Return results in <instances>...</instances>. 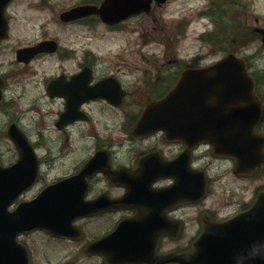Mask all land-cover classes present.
<instances>
[{
	"label": "flooded vegetation",
	"instance_id": "obj_1",
	"mask_svg": "<svg viewBox=\"0 0 264 264\" xmlns=\"http://www.w3.org/2000/svg\"><path fill=\"white\" fill-rule=\"evenodd\" d=\"M56 1L19 8L20 0H12L8 34L0 40V113L7 115L3 134L10 148L0 152V165L19 158L8 135L13 124L24 131L38 167L10 212L70 180L46 196L70 223L68 236L40 228L17 236L30 264H207V253L215 254V264H261L264 165L237 173L233 158L215 154L207 142L180 137L185 130L174 121L154 128L140 122L184 70L206 62L201 54L176 55L171 35L163 55L144 52V33L165 28L144 18L157 21L170 0H150L140 12L113 22L100 13L63 16L103 0ZM68 28L71 40H65ZM41 42L47 46L29 50ZM27 80H39L41 88L19 112ZM17 87L21 91L10 97L9 89ZM254 92L262 104L256 131L264 135V88ZM60 243L69 246L68 254L52 261L47 249Z\"/></svg>",
	"mask_w": 264,
	"mask_h": 264
},
{
	"label": "water",
	"instance_id": "obj_2",
	"mask_svg": "<svg viewBox=\"0 0 264 264\" xmlns=\"http://www.w3.org/2000/svg\"><path fill=\"white\" fill-rule=\"evenodd\" d=\"M9 1L0 0V38L6 32L4 10ZM128 2L105 0L100 9L94 6L82 9L114 11L123 15L134 10ZM259 30L264 39V30ZM46 44L43 42L38 47H46ZM1 84L0 79V101ZM172 103L176 106L175 119L185 122L190 137L210 142L217 154L236 158L240 171L251 170L264 160V138L254 131L261 114L260 104L253 95V80L246 64L235 54L229 53L212 64L186 70L171 93L147 110L146 118L167 121L173 112L172 107L168 109ZM9 135L20 156L12 166H0V264H28L25 249L16 240L17 234L23 230L46 228L66 235L68 222L60 218L62 211L55 201L46 199L62 185L48 188L37 199L21 204L15 212L8 211L9 204L34 182L37 175V161L25 135L16 126L10 127ZM17 216L22 218L17 219ZM214 256V253L210 255L212 259ZM207 264H214V261L209 260Z\"/></svg>",
	"mask_w": 264,
	"mask_h": 264
},
{
	"label": "rangeland",
	"instance_id": "obj_3",
	"mask_svg": "<svg viewBox=\"0 0 264 264\" xmlns=\"http://www.w3.org/2000/svg\"><path fill=\"white\" fill-rule=\"evenodd\" d=\"M56 5L59 3L54 0ZM36 0H20L18 3L19 8H27L35 5ZM219 0H170L167 7L163 11H158L157 21H148V18H144L146 21L145 24H161L165 28L158 27V29L151 27V31L144 33L142 42L144 52H151L155 54L163 55L166 52V46L168 42H171L169 35L173 38L172 48L174 52L182 56L190 55L192 56L196 52L207 53L210 48L213 47V44L206 43L199 39L200 33L213 31L214 23L212 17L206 14H199V11H211L212 8L217 6ZM30 3H32L30 5ZM225 3V2H224ZM28 8V11H31ZM221 11H225L221 19L226 21H232V18L239 20L241 23L246 22L249 25H256V20L259 19V24L264 26V0H243L240 5H228L222 7ZM215 15V14H214ZM216 16V15H215ZM181 19H187L188 24L179 26L178 23ZM226 20V21H225ZM227 25V24H226ZM182 27V28H180ZM146 32V31H145ZM184 32V35L182 33ZM65 40H71L73 31L72 28H68L64 32ZM136 37H139L136 34ZM176 38V40H175ZM162 39V41H161ZM106 48V47H105ZM164 51V52H163ZM247 53L251 56V59L255 60L256 63L260 66H264V48L260 40L252 43L247 49ZM220 53L209 55L210 60H214L220 57ZM264 70L259 73V79L262 82L264 87ZM262 75V76H260ZM27 89L24 91V95L19 97L17 102V108L19 112H24L27 110V107L30 101L39 94L41 85L39 80H27L26 81ZM21 87H17L15 90L9 89V96L11 97L15 92H20ZM17 95V94H16ZM16 110V109H13ZM28 113V112H27ZM27 120L30 121L33 119L31 114H28ZM7 119L6 113H0V152L10 151L9 140L7 141L4 136L5 132V121ZM69 161L67 165H70ZM62 167H65L64 165ZM53 247V248H52ZM49 247L47 249L49 257L52 261L61 262L66 258L69 250V246H65L60 243L58 245Z\"/></svg>",
	"mask_w": 264,
	"mask_h": 264
},
{
	"label": "trees",
	"instance_id": "obj_4",
	"mask_svg": "<svg viewBox=\"0 0 264 264\" xmlns=\"http://www.w3.org/2000/svg\"><path fill=\"white\" fill-rule=\"evenodd\" d=\"M236 33H237V36H238L239 45L241 44V42H243L245 40L248 41V40H253L255 38V34L253 33V31L249 32L243 26H238L237 29H236ZM224 48L226 49L227 46L224 47Z\"/></svg>",
	"mask_w": 264,
	"mask_h": 264
},
{
	"label": "clouds",
	"instance_id": "obj_5",
	"mask_svg": "<svg viewBox=\"0 0 264 264\" xmlns=\"http://www.w3.org/2000/svg\"><path fill=\"white\" fill-rule=\"evenodd\" d=\"M257 251H258V249H257Z\"/></svg>",
	"mask_w": 264,
	"mask_h": 264
}]
</instances>
